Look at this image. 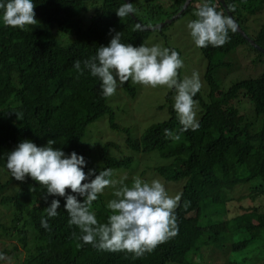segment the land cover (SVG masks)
Returning a JSON list of instances; mask_svg holds the SVG:
<instances>
[{"label": "trees", "instance_id": "obj_1", "mask_svg": "<svg viewBox=\"0 0 264 264\" xmlns=\"http://www.w3.org/2000/svg\"><path fill=\"white\" fill-rule=\"evenodd\" d=\"M225 1L241 28L264 48V0ZM33 2L36 18L51 27L12 28L4 26L0 18V253L5 257L0 264H193L191 255L199 254L204 246L224 248L229 244V252H241L264 238V198L260 204L256 200L264 194V185H251L253 180L264 179V72L240 79L226 90L220 89L217 78L219 69L232 66L226 60L229 53L243 45L258 50L238 29L229 31L225 45L201 48L207 60L209 101L199 92L194 97L202 105L199 129L178 133V141L166 138L164 129L178 132L180 128L172 107L169 119L152 124L140 142H132L135 149L157 151L169 161L156 168L165 180L184 181L176 209L178 233L151 253L133 258L129 253L83 244L77 238L79 229L68 223L63 197L48 196L46 201V189L31 177L21 182L11 176L7 154L24 140L44 146L48 139H54L53 147L66 154L75 151L82 155L87 173L89 150L82 139L88 126L101 116L109 113L113 119V111L108 98L101 95L99 80L87 72L78 76L74 62L94 55L115 32L121 33L122 43L139 46L152 31L177 19L148 30L131 14L122 20L117 16L116 10L125 0ZM131 2L142 24L155 26L177 14L186 0ZM202 2L192 0L180 16L191 12L195 19L193 13ZM209 2L229 16L219 0ZM138 24L142 31L136 30ZM52 28L71 36L72 41L61 44ZM123 86L136 94L129 81ZM103 159L105 166L97 174L132 161L131 157L119 160L106 154ZM53 198L60 200L58 214L47 218L45 208ZM106 204L100 194L92 205L101 223L109 214ZM41 217L47 219L50 230L41 226Z\"/></svg>", "mask_w": 264, "mask_h": 264}, {"label": "clouds", "instance_id": "obj_2", "mask_svg": "<svg viewBox=\"0 0 264 264\" xmlns=\"http://www.w3.org/2000/svg\"><path fill=\"white\" fill-rule=\"evenodd\" d=\"M35 6L33 0H0L3 25L20 29L37 25ZM135 11L131 3H125L116 10V14L122 20ZM193 15L196 18L187 23V28L199 48L209 45L221 47L229 41V31L237 30L234 19L217 11L209 0H203ZM136 30L142 31L143 28L138 24ZM183 67L184 62L175 49L125 44L121 42L120 32H115L107 45L98 46L94 55L74 62L78 76L87 72L99 80L104 98L116 94L118 82L124 84L129 80L145 87L174 90L172 106L180 128L178 132L164 129V134L166 138L177 141L181 138L178 133L196 131L200 126L194 97L203 87L202 81L195 71L181 79L179 70ZM15 114L18 120L21 119L20 113ZM55 144L54 139H48L44 146L24 140L7 154L6 168L17 181L23 182L26 177H31L43 186L46 201L48 196L63 197L68 223L79 229L77 238L83 244L140 258L177 235L176 209L181 195H170L159 179L146 181L134 177L130 184H126V178L113 179L111 168L100 170L98 174L95 169L86 173V160L82 155L75 151L66 154L53 147ZM109 187L114 189V198L107 202L109 214L106 222L101 223L92 205ZM59 207L60 200L53 198L45 208L47 218L55 217ZM41 226L50 230L45 217H41ZM4 259V254L0 253V260Z\"/></svg>", "mask_w": 264, "mask_h": 264}, {"label": "rangeland", "instance_id": "obj_3", "mask_svg": "<svg viewBox=\"0 0 264 264\" xmlns=\"http://www.w3.org/2000/svg\"><path fill=\"white\" fill-rule=\"evenodd\" d=\"M166 10L168 11L169 7H166ZM36 19L38 20L37 25L26 26V28L36 30L49 26L44 21ZM190 20H193L192 13H185L162 30L152 31L144 45H158L175 49L184 62V67L179 70L180 78L191 76L193 71L198 72L203 85L199 93L207 102L209 101V86L205 79L207 60L201 48L195 46L191 38L187 28V23ZM52 30L61 44L67 45L72 41L71 36L63 34L55 28ZM226 60L232 63V66H229L230 68L225 66L219 69L217 73L220 89L223 90L228 89L240 79L257 77L264 72V53L251 49L247 45L229 53ZM129 83L135 89L136 94L131 95L130 91L118 82L116 94L108 98V105L113 111V119L107 113L88 126L82 143L88 146L89 169L98 170L105 166L103 154L119 160L131 157L132 161L128 165L113 170V179L126 178L124 180L126 184H130L134 177H140L146 181L159 179L164 183L170 195H180L184 181H167L156 172L158 166L165 165L169 161L157 151L142 152L132 145V142L136 140L140 142L144 132L152 124L170 118L175 91L164 87H145L140 84H133L130 80ZM195 101L197 119L199 120L202 105L198 100ZM246 107L244 109H247ZM241 109L243 110V106ZM252 111L254 113L253 107ZM251 185H264V179L253 180ZM113 191L114 189L111 187L105 188L102 194L106 198V202L114 198ZM262 196L264 198V194H260L256 198L257 204L263 203L261 201ZM193 214L195 215V213ZM195 218L193 216V219ZM230 249L229 244H226L224 248H221V245H207L201 249L199 254L193 253L191 258L195 260L193 264L202 262L204 264H227V261H230L231 264H264L263 237L241 252H229Z\"/></svg>", "mask_w": 264, "mask_h": 264}, {"label": "water", "instance_id": "obj_4", "mask_svg": "<svg viewBox=\"0 0 264 264\" xmlns=\"http://www.w3.org/2000/svg\"><path fill=\"white\" fill-rule=\"evenodd\" d=\"M191 1L192 0H186V2H185V4H184V6H183V8L177 13V14H175L174 16H172L171 18H168V19H166L165 21H163V22H161V23H159V24H157V25H155V26H147V25H144V24H142V22L134 15V13L133 14H131L132 15V17L136 20V21H138L142 26H143V28H145V29H148V30H150V29H159V28H161V27H163V26H165L166 24H168V23H171L174 19H176V18H178L184 11H185V9L189 6V4L191 3ZM221 3H222V5L225 7V9L227 10V12H228V14H229V16L230 17H232L233 19H234V21L236 22V24H237V29H238V31L252 44V46L253 47H255L256 49H258L259 51H261V52H263L264 53V48L261 46V45H259L253 38H251L250 36H248V34L241 28V26L238 24V22L236 21V19L234 18V16H233V14L231 13V11L229 10V8H228V5H227V3H226V1L225 0H219ZM125 2L126 3H131L132 4V2H131V0H125Z\"/></svg>", "mask_w": 264, "mask_h": 264}]
</instances>
